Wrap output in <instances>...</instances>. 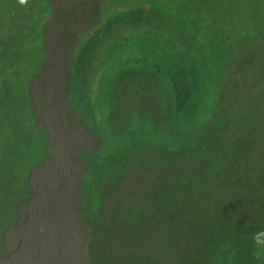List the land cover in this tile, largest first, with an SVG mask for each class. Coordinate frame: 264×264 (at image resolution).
<instances>
[{"label": "trees", "instance_id": "1", "mask_svg": "<svg viewBox=\"0 0 264 264\" xmlns=\"http://www.w3.org/2000/svg\"><path fill=\"white\" fill-rule=\"evenodd\" d=\"M88 1L91 7L92 0H80L81 14ZM54 3L0 0V59L10 53L19 66L30 60L23 90L31 122L37 118L28 73L41 71L58 36L49 34L57 26ZM104 9L85 29L71 28L78 40L70 50V84L95 121L105 120L101 133L115 144L114 155L149 156L160 170L102 167L98 180L107 189L129 174L137 195L123 202L101 187L91 212L88 203L79 205L88 227L79 248L85 264H264V78L250 84L261 81V97L250 90L239 101L233 75L247 57L243 38L254 22L217 25L183 0ZM2 16L15 21L2 25ZM69 25L60 27L66 35ZM133 175L145 177L142 188V177ZM24 191L17 198L30 196ZM109 202L116 205L104 216ZM11 212V222L22 217L15 205ZM94 237L96 250L88 254ZM4 238L1 232L0 246Z\"/></svg>", "mask_w": 264, "mask_h": 264}, {"label": "rangeland", "instance_id": "2", "mask_svg": "<svg viewBox=\"0 0 264 264\" xmlns=\"http://www.w3.org/2000/svg\"><path fill=\"white\" fill-rule=\"evenodd\" d=\"M138 1L122 0L111 4V0H92L91 7L88 1L81 14L78 9L80 0H61L62 3L55 0L54 6L57 7L53 10L52 24L57 26L49 29V34L59 33L54 41L51 37L48 58L41 71L35 73L30 81L32 108L37 118L34 122L28 121L30 114L29 110L28 114L26 112L27 101L23 90L27 78L24 70L30 68V60L27 65L19 66L10 53L0 59V73L3 72L0 76V234L3 232L5 236V245L0 246V264H85L86 254L83 252L81 256L79 248L88 227L83 219L85 210L79 209V205L88 203L86 212H91L96 202L93 193L101 187V192H114V197L119 195L123 202L137 195L132 193L136 190L129 174L115 189H107L105 182L98 180L102 167L113 170L116 166L124 169L138 164L132 172L160 170L149 156L114 155L115 144L107 141L101 133L106 132L105 120L99 117L95 121V116L84 106L85 102L82 103V99L76 96V85L72 83L73 90L70 89V50L78 40L76 29L71 28L85 29L106 14V5L125 10ZM183 2L192 9V13L205 14L217 25L247 26L249 22H254L251 35L243 38L247 57L239 61L233 70L234 82L239 87L234 92L239 101H243L250 90L253 94L260 91L261 97V81L252 86L250 84L260 76L264 78L260 73L264 72V31L260 30L264 28V0ZM14 19L15 16L9 19L2 16V25ZM67 21L71 23L68 35L60 29ZM47 23L49 25V21ZM251 59L253 62L250 63ZM84 75L82 73V78ZM9 99H13L10 104ZM242 106L245 108L244 104ZM38 128L44 131L43 136ZM146 154L149 155V152ZM144 178L139 179L141 188ZM87 187L93 192L85 196ZM25 189L30 196L17 198L19 193H25ZM102 202L103 199L100 206ZM14 205L22 217L11 222ZM114 205L116 203L109 202L108 207L102 209L104 216ZM96 243L95 237L87 242L88 254L96 250ZM62 256H66V260H62Z\"/></svg>", "mask_w": 264, "mask_h": 264}, {"label": "crops", "instance_id": "3", "mask_svg": "<svg viewBox=\"0 0 264 264\" xmlns=\"http://www.w3.org/2000/svg\"><path fill=\"white\" fill-rule=\"evenodd\" d=\"M29 70H31L30 68L28 69V71ZM25 71V70H24ZM25 73V72H24ZM33 75V74H32ZM32 75H30L29 73H28V81H29V85H30V87H28V92L30 91H32L30 88H31V83H30V81H32ZM24 92H26V90H24Z\"/></svg>", "mask_w": 264, "mask_h": 264}, {"label": "bare ground", "instance_id": "4", "mask_svg": "<svg viewBox=\"0 0 264 264\" xmlns=\"http://www.w3.org/2000/svg\"><path fill=\"white\" fill-rule=\"evenodd\" d=\"M52 218V217H51Z\"/></svg>", "mask_w": 264, "mask_h": 264}]
</instances>
